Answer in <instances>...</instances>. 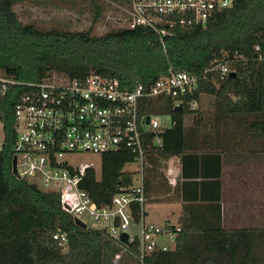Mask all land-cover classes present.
Here are the masks:
<instances>
[{
  "label": "trees",
  "instance_id": "obj_1",
  "mask_svg": "<svg viewBox=\"0 0 264 264\" xmlns=\"http://www.w3.org/2000/svg\"><path fill=\"white\" fill-rule=\"evenodd\" d=\"M24 1L0 0V71L18 82L40 83L52 74L70 79L97 74L123 87L141 83L148 89L171 67L198 78V90L184 99L181 110L168 97L148 99L141 109L147 115L169 116L174 123L159 136L162 147L155 146L152 134L145 136L147 202L179 195L184 203L176 246L152 253L143 264H264V226H226L223 206L225 168L264 161V0H234L205 25L177 27L163 39L146 27L102 36L92 29H41L20 21L14 8ZM49 1L78 3L96 21L106 5ZM223 65L234 77L222 79ZM23 91L14 86L0 97L5 133L0 151V264H141L137 242L126 247L104 232L83 230L63 209L57 193L13 174L14 107ZM204 95L215 98L212 112L191 105H199ZM173 158H179L182 168L175 186L163 172ZM134 161V152L125 147L106 153L100 172L87 169L80 188L98 208L108 207L118 193L134 186L137 174L125 169ZM133 208L139 222L141 208ZM57 234L67 236V252L53 239Z\"/></svg>",
  "mask_w": 264,
  "mask_h": 264
},
{
  "label": "built area",
  "instance_id": "obj_2",
  "mask_svg": "<svg viewBox=\"0 0 264 264\" xmlns=\"http://www.w3.org/2000/svg\"><path fill=\"white\" fill-rule=\"evenodd\" d=\"M97 1L106 5L115 0ZM130 9L125 28L146 27L161 39L174 35L177 27L205 25L215 13L233 5L234 0H128ZM221 77L229 76L228 66H220ZM14 86H21L14 107L17 177L40 189L57 193L63 209L87 228L101 231L124 246L138 243L136 258L144 263L154 252H169L177 243V226L161 227L146 221L147 199L144 192L145 136L155 137V146L162 147L159 137L174 125L171 117L147 115L141 112L145 101L168 97L183 106L184 99L198 90V78L185 71L169 68L150 88L137 83L123 87L116 79L91 74L84 79H70L53 74L40 83L18 82L0 71V97ZM197 106V103L191 104ZM0 125L4 124L0 114ZM5 133L0 151L3 149ZM135 154L137 168L134 186L118 193L110 206L98 208L80 188L87 169L97 170L93 162H80L82 155L100 157L119 148ZM171 185H176L174 172L165 173ZM133 204H139L141 215L135 221ZM128 236L127 244L121 236ZM68 251V238L57 234L53 238ZM117 258L119 256L117 255Z\"/></svg>",
  "mask_w": 264,
  "mask_h": 264
},
{
  "label": "rangeland",
  "instance_id": "obj_3",
  "mask_svg": "<svg viewBox=\"0 0 264 264\" xmlns=\"http://www.w3.org/2000/svg\"><path fill=\"white\" fill-rule=\"evenodd\" d=\"M129 9L130 4L128 2L119 3L115 1L113 4L104 5L101 16L99 17V20L96 21L93 12H91L88 8H83L78 3H70V1L57 2L39 0L36 3L34 1L26 0L22 3H18L14 8L23 24H34L41 29L58 28L70 31H87L92 29L93 34L96 36H102L107 32L125 28V19L127 18V12ZM214 102V97L204 95L201 97L200 104L192 107H198L203 112H212L214 110ZM158 117L164 119L166 116ZM191 118L192 116L188 117V126L191 125ZM3 139L4 133L2 126L0 125V145H2ZM80 162H93L97 167V171L100 172V157L94 155H82ZM245 162L247 163L240 165V167H234L233 169L231 168L229 170L228 174L231 176V179L226 184L227 195L225 199L229 200L230 196H233L234 199H241V207L245 208L246 210L245 213H242L243 217L248 219L247 217L251 215L254 220V222L249 221L248 223L245 222V224L260 225V220L264 221V211L262 214H259L260 210H258V208H256L255 212L248 211L250 206L253 204V201L255 203L258 201L257 203L261 204L262 208H264L263 196L257 197V192L264 195V182H262V180H264V161L261 162V164H256L251 162V160H247ZM136 168V164L133 163L127 165L125 169L127 171H134ZM167 170L168 168L163 171L164 174L167 172ZM232 182L233 185H231ZM166 198L167 197L163 199L160 197L158 198L160 200H157V198H152L153 200H149V202H147L146 221L161 227H165L168 224H176L178 222L176 213L172 214L171 216H167V210L165 209L164 205L169 203V200ZM253 207L254 206L252 205V208ZM233 214H235L233 210H230V212L227 213V215L230 216L227 221H231ZM237 222L238 221L235 223ZM228 223H226V226L232 225ZM233 225L235 224L233 223Z\"/></svg>",
  "mask_w": 264,
  "mask_h": 264
},
{
  "label": "crops",
  "instance_id": "obj_4",
  "mask_svg": "<svg viewBox=\"0 0 264 264\" xmlns=\"http://www.w3.org/2000/svg\"><path fill=\"white\" fill-rule=\"evenodd\" d=\"M172 160L174 162L175 168H177L179 170V175L176 178L178 180L179 178H181V174H182L181 163H180L179 158H173ZM234 167H236V168L237 167H240V164L237 163V162L236 163H232L230 166H228V167L225 168V174L223 175V183H224L223 206H224L225 213H226V216H225V225H227L226 223H228L230 221V220L227 221L230 218V216H228L227 213L230 212V210H233V212L235 214L232 215V218H231V221L232 222L230 221L228 224H232L230 226H233V227H240L242 225H247V224H245V222H247V223L249 221L250 222H254V220H253V218H252L251 215H249L247 217L248 219H245L243 217V214L242 213H245L246 210H245V208H242L241 207V203H242L241 202V199H238V198L237 199L236 198L234 199L233 196H230L229 200H226L225 199L226 198V195H227V193H226V184L231 179V176L228 173H229V170L231 168L233 169ZM168 168H169V164H168ZM177 180H176V182H177ZM262 182H264V180H262ZM231 185H233V182L231 183ZM258 196H260V197L263 196V198H264V195H262V194H260V193L257 192V197ZM257 202L255 203L253 201V204L252 205L254 207L252 208V205H251L248 212H255L256 208H258V210H260V213L259 214H262L263 213L264 208H262L261 204H259ZM228 204H230V205H228ZM164 206H165V209L167 210V216H171L172 214L176 213V216L178 217V222L176 224H168L167 227H170V226H172V227L173 226H177L178 227L179 225H181V221H182V217H183V206H184V203L182 202V200L179 197V195H175V198L173 200H170L169 203L165 204ZM259 216H261V215H259ZM261 219H263V218H261ZM236 221H238V222L235 223ZM260 221H261L260 225H253V226H264V221H262V220H260ZM233 223L235 225H233ZM115 262H117V259L115 260Z\"/></svg>",
  "mask_w": 264,
  "mask_h": 264
},
{
  "label": "water",
  "instance_id": "obj_5",
  "mask_svg": "<svg viewBox=\"0 0 264 264\" xmlns=\"http://www.w3.org/2000/svg\"><path fill=\"white\" fill-rule=\"evenodd\" d=\"M230 77H234V74H230ZM182 108H183L182 105H180V106H177L176 107V110H181ZM169 169H171L174 172V178H177L178 175H179V170L177 168H175L173 160H170V162H169ZM12 172H13V174L15 176H17L16 158L15 157L13 158V161H12ZM75 223H76V225H78L79 227H81L83 230H87L86 224H84L80 220L75 219ZM127 239H128V236L126 234H123L121 236V241L123 243H125V244L127 243Z\"/></svg>",
  "mask_w": 264,
  "mask_h": 264
},
{
  "label": "bare ground",
  "instance_id": "obj_6",
  "mask_svg": "<svg viewBox=\"0 0 264 264\" xmlns=\"http://www.w3.org/2000/svg\"><path fill=\"white\" fill-rule=\"evenodd\" d=\"M60 75V74H59ZM14 158V157H13ZM125 244V243H124ZM127 244V243H126Z\"/></svg>",
  "mask_w": 264,
  "mask_h": 264
}]
</instances>
